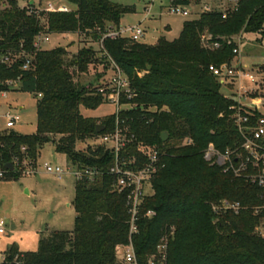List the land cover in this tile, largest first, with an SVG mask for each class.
Wrapping results in <instances>:
<instances>
[{
    "label": "trees",
    "instance_id": "trees-1",
    "mask_svg": "<svg viewBox=\"0 0 264 264\" xmlns=\"http://www.w3.org/2000/svg\"><path fill=\"white\" fill-rule=\"evenodd\" d=\"M65 1L74 7L38 10L29 0L27 6L19 0H0V58L20 55L9 65L0 63V91H7L3 82L12 79L20 91L37 97L35 132L9 129L0 134V171L8 178L25 175L39 149L52 142L72 165L95 168L99 175L92 181L75 180L72 232L51 231L35 252L10 248L6 260L19 254L22 264H119L116 253L129 242L126 193L114 189L109 173L113 154L98 141L118 123L133 135L121 154L141 157L140 148L154 145L162 154L163 166L151 180L152 193L140 206L139 232L131 238L139 264H146L155 252L165 225L174 228L165 264H264V238L255 233L260 215L251 209L261 203L264 188L224 173L203 158L209 143L223 152L239 139L230 117L237 102L221 94V85L208 69L229 63L236 46L216 37L220 46L209 49L201 40L204 30L225 35L243 31L263 38L264 0H238L236 9L224 18L217 10L199 13L184 21L179 36L171 41L160 37L147 45L126 37L104 38L100 52L127 76L137 107L102 118L81 114V107L96 109L104 102L94 87H78L76 77L106 57H96L92 47H81L65 59L69 55L65 47L36 49L33 41L40 33H76L100 41L102 33L118 27L133 7L117 0ZM189 2L170 0V4ZM26 58L30 64L22 69ZM260 115L255 110L250 117ZM97 124L104 127L100 133ZM164 132L168 136L162 141ZM7 163L14 169L5 168ZM222 199L245 208L236 214L213 212L211 205ZM148 209L155 215L144 218Z\"/></svg>",
    "mask_w": 264,
    "mask_h": 264
},
{
    "label": "rangeland",
    "instance_id": "rangeland-1",
    "mask_svg": "<svg viewBox=\"0 0 264 264\" xmlns=\"http://www.w3.org/2000/svg\"><path fill=\"white\" fill-rule=\"evenodd\" d=\"M31 1V0H29ZM38 10H43L47 2L55 5L67 4L69 8L74 6L65 0H33ZM118 3L133 7L131 13L121 19V25L139 24L144 30L140 43L153 45L160 37L166 40L176 39L181 31L184 21L197 17L196 11L199 6L192 5V13L188 16L169 14L167 12L170 0H117ZM20 5L27 6L28 0H19ZM219 37L228 44L231 40L239 53L230 60L235 65L239 59L241 67L253 76V81L242 78L240 84L252 95H262L264 85V37L260 34L239 32L225 35L210 30H204L202 37ZM201 37V38H202ZM65 47L70 59L81 47H92L96 51V57H102L100 41H91L89 38L79 36L76 33L52 34L48 41L42 43L43 49ZM110 71L106 69V61L102 59L89 65L86 73L78 74L76 77L78 87L91 88L107 79ZM261 78L259 79V75ZM259 79V80H258ZM255 82L258 86L256 87ZM259 87V88H258ZM233 90L221 86L220 92L224 96H236L238 89L237 79L233 81ZM37 97L30 92L20 91L18 84L9 87L3 96L0 92V134L6 129L4 113L7 109L19 115V122L12 128L22 134H32L36 126ZM244 103L252 105V99L247 98ZM259 111L264 114V105H257ZM115 105L104 102L96 109L81 107L83 116L102 118L115 112ZM47 163L52 166L62 167L65 171L61 175L48 173L43 165ZM71 163L66 156L55 151L52 142L45 143L40 149L34 165L27 173L19 177H0V221L3 222L4 233L0 234V259L10 248L18 252H35L39 247L40 240L46 238L53 230L72 232L74 229L75 211L74 184L76 177ZM117 262L122 264L121 251L116 253Z\"/></svg>",
    "mask_w": 264,
    "mask_h": 264
},
{
    "label": "built area",
    "instance_id": "built-area-1",
    "mask_svg": "<svg viewBox=\"0 0 264 264\" xmlns=\"http://www.w3.org/2000/svg\"><path fill=\"white\" fill-rule=\"evenodd\" d=\"M238 0H190L188 4L174 3L168 6L167 12L169 14H178L188 16L192 13V5L199 6L196 14L202 12L219 11L222 18L226 16L229 11H233L237 7ZM45 9L69 11L71 8L67 4L55 5L48 1ZM144 35V30L139 24L133 25H119L118 27H108L101 36L100 47L102 49V40L104 38L115 39L119 37L129 38L131 41H140ZM48 34L40 33L33 41V46L36 49L42 48V43L48 41ZM237 38L236 35L233 37ZM202 43L209 49H216L220 46V42L211 36H204L201 38ZM232 41L229 40L228 43ZM101 51V50H100ZM101 56H105L106 69L110 71L107 79H103L100 83L94 86L95 93L100 94L103 102H108L115 105L114 114L118 115L121 111H130L137 107L135 102L131 99L135 97V93L130 89L129 80L120 67L104 52H100ZM233 53L238 54V48L233 49ZM20 55H5L0 58V63L11 64ZM30 64L28 58L25 59L22 69H27ZM209 71L217 79L221 86L233 90V81L237 79L238 89L235 93L237 104L232 108L231 119L238 131L239 139L234 148H227L221 152L209 143L203 151V158L210 165H217L221 167L224 173H230L233 177H242L246 181L256 184L264 188V114H262L257 105H264V96L252 95L254 90L249 92L240 84L242 78L253 81V76L246 72L238 65L230 63H221L220 65H209ZM15 80H5L3 84L8 87L14 86ZM256 87L258 86L255 82ZM93 88V87H91ZM259 88V87H258ZM89 89V88H86ZM4 96L6 91H0ZM247 98L252 99V105H246L244 101ZM151 109V108H148ZM259 111V117H250L253 111ZM5 128L12 129L19 122V115L7 109L4 113ZM133 140V135L129 134L128 127H120L116 123L115 129L108 134L101 136L98 141L104 145L113 154V164L109 169V173L114 176L113 186L118 192L126 193V206L129 214L128 220V234L129 242L120 247L122 255V264H139L136 258L134 247L131 241L133 235L138 234V221L140 217V206L144 197L152 193L151 180L155 174L162 168L161 161L162 154L160 148L156 145L152 147L140 148L142 155L136 157L132 154H121L122 150L129 142ZM189 140H186L187 143ZM72 165V164H71ZM73 166V172L76 179L85 177L92 181L99 175V171L91 167ZM30 168V167H29ZM28 168V169H29ZM43 168L46 172L55 175L64 173V169L59 166H52L45 163ZM27 169V170H28ZM26 170V173H27ZM3 172L0 171V177ZM261 203L252 206L251 209L254 214L260 215L259 222L255 227V233L264 238V193L260 195ZM243 207L239 202L222 199L217 204H212L211 209L215 213L219 212H233L238 213ZM155 215L152 209L146 210L142 216L144 218H151ZM4 233L3 222L0 221V234ZM174 235L173 226L165 225L162 233L156 244L155 252L148 255L146 264H165L167 258V249L169 241ZM22 264L21 255L15 254L11 260H6L5 255L0 259V264Z\"/></svg>",
    "mask_w": 264,
    "mask_h": 264
},
{
    "label": "water",
    "instance_id": "water-1",
    "mask_svg": "<svg viewBox=\"0 0 264 264\" xmlns=\"http://www.w3.org/2000/svg\"><path fill=\"white\" fill-rule=\"evenodd\" d=\"M30 3H33V0H31ZM147 68L149 69L150 66L148 65ZM103 128H104L103 125H100V124H97V125L95 126V130H96L97 133H100V132L103 130ZM167 136H168V134H167L166 132L162 133V134H161V140H162V141H165L166 138H167ZM5 168H7V169H9V170H13V169H14V166L12 165V163H7V164L5 165Z\"/></svg>",
    "mask_w": 264,
    "mask_h": 264
},
{
    "label": "crops",
    "instance_id": "crops-1",
    "mask_svg": "<svg viewBox=\"0 0 264 264\" xmlns=\"http://www.w3.org/2000/svg\"><path fill=\"white\" fill-rule=\"evenodd\" d=\"M33 2H34V1H33ZM120 25H121V24H120ZM237 48H238V53H239V47H237ZM235 64L238 65L239 67H241V64H240V62H239V59H238L237 61H235ZM241 68H242V67H241ZM258 75H259L258 78L260 79V78H261L260 76H262V75H260V74H258ZM259 79H258V80H259ZM17 132H18V131H17Z\"/></svg>",
    "mask_w": 264,
    "mask_h": 264
}]
</instances>
